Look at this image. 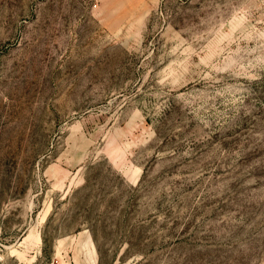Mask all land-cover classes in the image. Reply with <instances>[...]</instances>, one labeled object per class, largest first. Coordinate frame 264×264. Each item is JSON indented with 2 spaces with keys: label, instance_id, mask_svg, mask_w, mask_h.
I'll return each mask as SVG.
<instances>
[{
  "label": "rangeland",
  "instance_id": "rangeland-1",
  "mask_svg": "<svg viewBox=\"0 0 264 264\" xmlns=\"http://www.w3.org/2000/svg\"><path fill=\"white\" fill-rule=\"evenodd\" d=\"M264 264V0H0V264Z\"/></svg>",
  "mask_w": 264,
  "mask_h": 264
},
{
  "label": "crops",
  "instance_id": "crops-1",
  "mask_svg": "<svg viewBox=\"0 0 264 264\" xmlns=\"http://www.w3.org/2000/svg\"><path fill=\"white\" fill-rule=\"evenodd\" d=\"M60 264H65V263H60Z\"/></svg>",
  "mask_w": 264,
  "mask_h": 264
}]
</instances>
